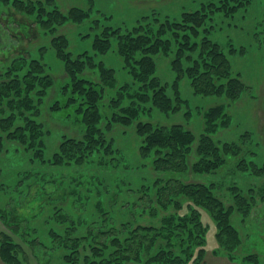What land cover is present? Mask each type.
I'll list each match as a JSON object with an SVG mask.
<instances>
[{"label": "trees", "instance_id": "1", "mask_svg": "<svg viewBox=\"0 0 264 264\" xmlns=\"http://www.w3.org/2000/svg\"><path fill=\"white\" fill-rule=\"evenodd\" d=\"M247 4L249 0H220L183 12L179 19L160 20L149 14L121 32L105 31L100 45L95 40L93 51L106 53L115 34V51L131 76L130 83H117L115 70L102 64L97 65L99 81L81 76L85 53L72 58L65 51L67 36L57 34L67 22L87 20L90 7L62 10L55 0H0V7L10 6L30 20L11 16L7 24L24 26L30 33L32 26L51 33L52 48L64 60L68 83L62 86L65 101L52 102L50 110L71 108L81 125L79 137L64 135L50 150L49 130L40 117L53 78L29 53L12 58L0 71V155L14 148L45 168L44 174L41 168L25 171L11 187L15 196H1L4 264H28V251L36 260L58 253L61 264H201L208 232L203 212L214 224V255L237 260L242 239L233 217L246 222L264 202V185L254 184L245 191L235 181L226 184L229 178L218 180L219 171L237 158L236 170L261 178L264 164L246 159L253 154L246 149L250 132L239 142L215 137L230 126L229 105L242 98L249 86L233 71L230 60L238 52L243 54L244 47L230 44L224 51L210 38L215 31L210 21L215 13L230 20ZM171 52L169 69L174 76L170 82L162 81L154 57ZM185 80L196 96L223 98L201 112L203 128L198 134L180 123L168 126L143 120L155 110L178 112L186 102L180 93ZM115 127L134 131L141 159L136 160V168L143 173L126 174L134 167L126 165L128 155L111 134ZM71 167L77 168V178L67 179L64 172L57 175L60 180L54 175L43 178L55 169ZM189 174L205 180L191 181ZM22 197L30 200L31 207ZM239 263L259 264V258L248 254Z\"/></svg>", "mask_w": 264, "mask_h": 264}, {"label": "rangeland", "instance_id": "2", "mask_svg": "<svg viewBox=\"0 0 264 264\" xmlns=\"http://www.w3.org/2000/svg\"><path fill=\"white\" fill-rule=\"evenodd\" d=\"M62 10H68L73 7L87 9L91 8L90 17L81 23L67 22L60 27L57 34L67 36L68 51L72 58H77L81 53H85L82 59L87 61L83 66L81 76L91 78L92 81H99L97 65L102 64L104 67L115 70L117 83L131 82V76L122 69V60L116 53V36H112L111 45L106 53L94 52L93 44H99V38L107 31H122L131 28L137 19L143 15H153L160 20L179 19L183 12L197 10L201 5L209 3H218L220 0H55ZM5 13L6 17L1 14ZM15 17L21 22H29L25 15L22 16L14 11L10 6L0 7V71L3 70L9 61L19 55L29 53L31 57H36L44 65L45 71L53 78V86L48 91L44 103L41 106V121L46 123L49 130L47 139L50 150H54L59 140L64 135L80 136V122H76L75 114L71 108L51 111L50 105L54 101L64 102L65 96L62 93V86L68 83L64 60L57 57L52 48V37L44 34L38 27L32 26L31 33L24 26H15L7 24L8 17ZM25 17V18H24ZM107 17V18H106ZM213 20L210 21L215 31L210 33V38L218 42L224 51H227L232 44L236 48L244 47V53H236L230 57L233 71L241 74L242 80L249 86L247 92L237 102L229 105V113L232 117L230 126L227 129L219 130L215 137L222 142H239L246 132L250 135L246 138L247 150L253 154H247L246 159L252 160L259 165L264 164V0H249L244 9L238 11L230 20L224 18L221 13H215ZM218 19V24L216 23ZM32 23V22H31ZM207 25H205L206 27ZM100 45V44H99ZM86 55L88 56L86 59ZM156 61V75L162 81L170 82L173 73L169 69V64L174 58V52L169 56L158 55ZM98 79V80H97ZM181 97L185 100L178 112L162 113L157 110L143 115V120H148L161 125H171L175 123L183 124L188 129L198 134L202 128L201 112L221 102V97H202L193 94L188 82L185 80L181 83ZM111 92V91H109ZM108 95V90H106ZM187 103L189 108L187 107ZM179 108V107H178ZM115 138L117 146L124 152L126 165L135 168L127 169L129 173H143L136 166V160L141 161L137 156L138 138L131 128L115 127L111 133ZM0 168L2 175L3 189L0 188L1 196L14 195L11 187L14 183L23 178L25 171H40V166L31 163L27 156L19 153L14 148H10L7 153L1 155ZM223 169L219 171L221 180L226 179L225 183L235 181L241 185L243 190L254 184L264 185V177L258 178L239 170L234 167L237 158L231 159ZM58 168V167H57ZM48 171V170H47ZM77 168L55 169L54 174L46 173L44 180L55 176L60 180L59 173H67V179L77 178ZM41 173H45V168H41ZM63 174V175H64ZM26 175V174H25ZM54 175V176H53ZM131 176V175H130ZM188 176V175H187ZM228 176V177H227ZM66 179V180H67ZM189 180H205L203 177H195L189 174ZM28 179L25 180L28 183ZM136 182V180H134ZM223 194L227 195L226 189ZM15 196V195H14ZM24 205L31 207L30 200L22 197L20 199ZM28 201V202H27ZM33 202V201H32ZM1 204V203H0ZM28 208V207H27ZM203 221L208 227L205 254L201 264H240V259L248 254H256L259 258V264H264V202L257 205L250 217L245 223L236 222L237 218L233 217V224L239 229L242 243L236 252L237 260L230 261L223 255H214L213 251L217 248L215 241V228L209 215L203 212ZM38 223V221H37ZM0 230H5L0 224ZM43 237V236H41ZM28 264H61L58 253H53L49 257L40 256V260L32 257L28 251ZM0 264H4L0 260ZM135 264V263H129Z\"/></svg>", "mask_w": 264, "mask_h": 264}]
</instances>
